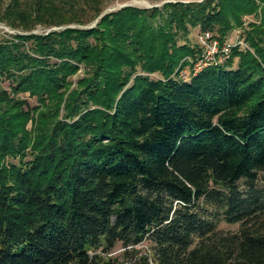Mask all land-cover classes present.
I'll use <instances>...</instances> for the list:
<instances>
[{
    "label": "trees",
    "instance_id": "trees-1",
    "mask_svg": "<svg viewBox=\"0 0 264 264\" xmlns=\"http://www.w3.org/2000/svg\"><path fill=\"white\" fill-rule=\"evenodd\" d=\"M107 1L0 0L64 27L0 41V264H264V0ZM244 16L252 54L177 78Z\"/></svg>",
    "mask_w": 264,
    "mask_h": 264
},
{
    "label": "rangeland",
    "instance_id": "rangeland-1",
    "mask_svg": "<svg viewBox=\"0 0 264 264\" xmlns=\"http://www.w3.org/2000/svg\"><path fill=\"white\" fill-rule=\"evenodd\" d=\"M4 1L7 3L8 0H4ZM201 1H203V0H108L104 10L102 11V14L113 12V11H116V10H118L122 7H126V6L134 7L137 9H149L152 7H160L163 3H167V2H170V3L179 2V3L185 4V3H199ZM258 20H259L258 18L253 17V16H244L242 18V21H243L242 25L233 29L232 32L227 36V38L223 41H219L218 38L213 36L210 32H208V31L207 32L210 33L213 40L218 42L219 46H223L224 44H230V45L234 44L235 46L233 48L236 49L237 51L249 52L252 54L253 51L251 50V48L248 46L247 42L245 41L244 30L246 29V25L248 23L253 22V23L257 24ZM94 22H96V21H94ZM94 22L91 23L90 25H88V28L90 26H92L94 24ZM63 28L64 27H52V28L45 29V28H41V27H36L35 29H32L31 31H23L20 29H12L0 21V41L1 42L7 41L8 43H10L11 41L16 42V40H17L15 38L16 35L46 34L50 31H59ZM200 34H201V32L199 31V29L197 27L191 28L188 35L186 36V38L188 39L189 43L194 45L196 42L198 43V37ZM230 54L228 55L227 59L230 57ZM197 58H199V57H195V58L185 57V58H183L181 62H183L184 65L182 66L183 68L180 69V71L177 73L178 74L177 78H180L182 80H187L191 74L195 73L196 67H197V61H198ZM227 59H225V60H227ZM233 66H235V64ZM178 69L179 68H177V70ZM84 72L85 71L83 70V68H80L78 73L70 78V81L72 82L70 89H72L75 86V80L78 77L83 76ZM151 76L156 77L158 75L157 74H151ZM1 87L3 89H6V90H8V88H9L8 83L5 81L1 83ZM19 97L22 99H26L30 106H37L38 105V102L36 101V99L29 97L27 93L21 94V95H19ZM60 114H62L61 111H60ZM24 128L26 130H31V128H32V120L31 119L28 120V122L25 124ZM28 150L29 149H27L26 152ZM243 187H244V185L240 184V189H243ZM218 228L222 229L224 231H235V230H237L238 225L227 224L221 220V221H218ZM139 248L145 249L146 243H142L141 245H139ZM120 251H121V249L117 248L115 250V252L112 254L117 255V254H119Z\"/></svg>",
    "mask_w": 264,
    "mask_h": 264
},
{
    "label": "built area",
    "instance_id": "built-area-1",
    "mask_svg": "<svg viewBox=\"0 0 264 264\" xmlns=\"http://www.w3.org/2000/svg\"><path fill=\"white\" fill-rule=\"evenodd\" d=\"M198 43L201 46V54L197 58L196 72L206 66L222 63L227 59L231 52L230 50L235 46L234 44L219 46L218 42L213 40L208 32L199 35Z\"/></svg>",
    "mask_w": 264,
    "mask_h": 264
},
{
    "label": "water",
    "instance_id": "water-1",
    "mask_svg": "<svg viewBox=\"0 0 264 264\" xmlns=\"http://www.w3.org/2000/svg\"><path fill=\"white\" fill-rule=\"evenodd\" d=\"M96 22H94V24L92 26H90L89 28L93 27L95 25Z\"/></svg>",
    "mask_w": 264,
    "mask_h": 264
}]
</instances>
